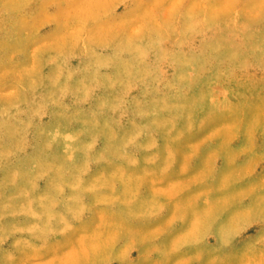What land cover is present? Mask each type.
<instances>
[{"label": "rangeland", "instance_id": "1", "mask_svg": "<svg viewBox=\"0 0 264 264\" xmlns=\"http://www.w3.org/2000/svg\"><path fill=\"white\" fill-rule=\"evenodd\" d=\"M0 264H264V0H0Z\"/></svg>", "mask_w": 264, "mask_h": 264}]
</instances>
